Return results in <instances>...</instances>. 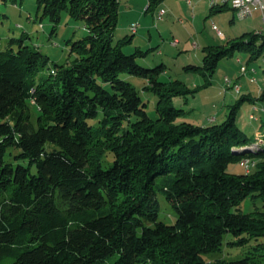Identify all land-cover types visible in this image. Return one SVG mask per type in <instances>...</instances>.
I'll return each mask as SVG.
<instances>
[{"label":"trees","instance_id":"trees-1","mask_svg":"<svg viewBox=\"0 0 264 264\" xmlns=\"http://www.w3.org/2000/svg\"><path fill=\"white\" fill-rule=\"evenodd\" d=\"M36 1L43 18L56 26L67 13L87 35L70 41L73 61L52 69L26 35L0 52V264H207L226 234L251 250L218 263L264 264V137L238 124L241 105L257 107L264 92L257 100L243 95L220 124L180 121L186 111L174 102L190 92L186 85L162 81L163 63L141 65L156 50L128 55L130 38L115 42L122 0ZM165 1L148 0L147 11ZM258 35L259 46L235 39L206 47L203 64L185 69L205 76L206 87L238 50L256 71L245 76L258 82L251 67L264 56ZM125 75L143 79L142 90L158 98L155 118ZM11 149L28 165L8 163ZM246 158L255 165L249 173ZM160 196L177 214L173 225L159 221ZM248 198L261 208L242 213Z\"/></svg>","mask_w":264,"mask_h":264},{"label":"rangeland","instance_id":"rangeland-1","mask_svg":"<svg viewBox=\"0 0 264 264\" xmlns=\"http://www.w3.org/2000/svg\"><path fill=\"white\" fill-rule=\"evenodd\" d=\"M223 5L219 1L214 4L213 0H166L161 6L166 11L164 20L157 22L154 11H146L148 0L121 1L115 42L131 37L127 36L131 35L128 25L130 19L136 17L142 27L139 34L134 36L135 40H138L142 34H145L148 39V31L151 30L153 35L162 41L161 44L164 43L159 35L161 31L165 33L163 34L165 42L180 43L178 48H172L169 45L165 47L160 44L164 55L159 56L154 51L148 58L149 61H154L153 66L149 69L162 63L165 64L166 72L161 77L162 81L179 80L190 90L182 97L175 99L174 102L176 108L186 111L180 121L205 126L212 125L209 119L215 118L214 123L220 124L227 119L231 106L236 105L243 95L249 94L257 100L264 92V56L251 64V67L257 69L255 76L258 82L255 83H250L249 76L242 75V66H249L247 64L248 55L238 50L232 57L223 58L219 62L217 71L211 78V84L206 87L204 86L207 80L205 76L198 71L185 69L189 65L201 66L205 56L204 48L209 46L226 45L235 39L244 42L255 40L256 45H261L262 37L258 33L263 27L262 12L255 11L252 18L242 19L239 18L231 5L222 7ZM214 6L217 7L214 8ZM131 9H134V14L129 12ZM0 14V52L11 51V40H20L26 35V45L49 56L47 69L73 61L75 55L70 54V41H78L87 35L84 22L69 17L67 13L62 15L60 23L56 26L48 19L43 18L42 12L38 10L36 0H24L16 5L0 4ZM218 31L222 32L223 37L219 35ZM192 45H195V49ZM13 49L17 51L18 42L13 43ZM124 51L131 55L135 49L126 45ZM140 63L142 66H148L145 61ZM124 77L137 87L142 97L148 101V115L155 118L158 98L154 94L145 93L142 90L143 79L129 75ZM226 77L233 82H238L242 87L246 84L253 90L243 89L240 94H236L233 89L226 91ZM195 90L197 91L193 92ZM255 107L254 102L247 100L241 105L238 113L239 126L250 135H254L255 131L261 127L259 121L251 119ZM257 107L263 108L264 101H260ZM256 115L259 118L261 115L264 116V112L256 113ZM19 153L20 151L17 149L8 150L6 161L13 164L14 167L21 163L27 166V162L17 159ZM241 166L245 168L244 165L241 164ZM241 166L233 165L230 167V171L242 173ZM104 167L108 168L109 166L106 164ZM160 204L159 221L168 225L175 224L177 214L171 204L163 196H160ZM261 206L260 200L253 201L248 198L241 205L240 211L251 213ZM236 241L237 239L233 235L226 234L222 251L205 256L207 264H220L217 261L231 262L246 257L251 250V245L238 246L234 244Z\"/></svg>","mask_w":264,"mask_h":264},{"label":"built area","instance_id":"built-area-1","mask_svg":"<svg viewBox=\"0 0 264 264\" xmlns=\"http://www.w3.org/2000/svg\"><path fill=\"white\" fill-rule=\"evenodd\" d=\"M219 2L223 3V0H220ZM236 2L238 3V5H244L247 7V16H245L244 19L252 18L255 11L259 10L262 12L263 27H262L261 31H264V0H240V1H236ZM165 15H166V11L164 9H160L156 15V21L157 22L163 21ZM139 26H140L139 23L133 24L131 26V32L137 34V32L139 30ZM218 32H219V34H221V36H223L222 32H220V31H218ZM173 44L177 45L175 42H173ZM241 71L244 75H246L248 72L256 73L255 70H249L246 66H242ZM251 82H256V78L252 77ZM226 84H227V87L232 86L236 93L239 94L241 92V85L240 84H232V82L228 79H226ZM260 111L264 112V108H259V107L255 108V112H260ZM251 119L252 120L257 119V116L255 113L252 114ZM209 121L211 123H214L215 118H210ZM263 137H264V134H263ZM259 140H264V139H259ZM254 166L255 165H250V159L246 158V167L244 168L246 170V172L249 173Z\"/></svg>","mask_w":264,"mask_h":264},{"label":"crops","instance_id":"crops-1","mask_svg":"<svg viewBox=\"0 0 264 264\" xmlns=\"http://www.w3.org/2000/svg\"><path fill=\"white\" fill-rule=\"evenodd\" d=\"M148 7V6H147ZM160 9H162L161 7L158 9V10H156L155 12H154V16H155V19H156V15H157V13L159 12V10ZM134 9H131L129 12L131 13V14H134ZM146 11H147V9H146ZM135 23H139V21L137 20V18L136 17H134V18H131L130 19V21H129V28H128V31L130 32V34L131 35H127V36H131L130 37V44H128L130 47H134V49H136V48H140V49H143V50H145V48H147V49H154V50H156V52L158 53V55L159 56H163L164 55V50L163 49H161L160 48V46L161 45H164L165 47H167L168 45H169V47H172V48H178L179 46H180V43H178L177 45H174L173 44V41H170V42H165L166 40H165V37H164V35L163 34H165V33H163L162 31L161 32H159L160 34V37H161V39L164 41V43H162L161 44V42L162 41H160L158 38H157V36H155V35H153V32H151V30H149L148 31V39H146V35L145 34H142L141 36H140V38H138V40H135L134 39V36L135 35H138L139 34V32H140V30H141V25H140V28H139V30H138V32H137V34H133L132 32H131V26L133 25V24H135ZM140 24V23H139ZM223 37V36H222ZM161 44V45H160ZM192 47H193V49H195V45H192ZM166 49V48H165ZM146 62V64H148V66H153V64H154V61H149V60H146L145 61ZM164 64V63H163ZM226 78H228V77H226ZM247 85H248V83H247ZM243 89H245V90H247V91H250V90H253V88H251L250 86H246V84L245 85H243V87H242V90ZM250 89V90H249ZM228 93V92H227ZM262 116V115H261ZM262 119H264V116L261 118V117H259L257 120H255V121H259L260 123H261V120ZM255 134H256V136L257 137H259L260 136V134H264V132L263 131H260V128L259 129H257L256 131H255Z\"/></svg>","mask_w":264,"mask_h":264},{"label":"bare ground","instance_id":"bare-ground-1","mask_svg":"<svg viewBox=\"0 0 264 264\" xmlns=\"http://www.w3.org/2000/svg\"><path fill=\"white\" fill-rule=\"evenodd\" d=\"M220 0H213V3L215 4L216 2H218ZM236 1H240V0H223V4L226 5H231L232 8L237 12L239 18L244 19L245 16H247V7L244 5H238V3ZM264 34V31H263ZM221 36V34H219ZM175 43L177 44V42L175 41ZM251 164V162H250ZM243 165L246 167V159L243 161Z\"/></svg>","mask_w":264,"mask_h":264},{"label":"water","instance_id":"water-1","mask_svg":"<svg viewBox=\"0 0 264 264\" xmlns=\"http://www.w3.org/2000/svg\"><path fill=\"white\" fill-rule=\"evenodd\" d=\"M249 151V150H248Z\"/></svg>","mask_w":264,"mask_h":264}]
</instances>
